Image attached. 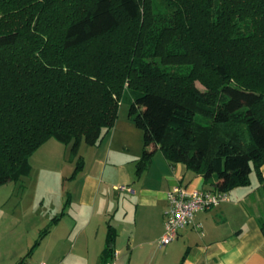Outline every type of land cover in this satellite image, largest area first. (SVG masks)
I'll return each mask as SVG.
<instances>
[{"label":"trees","instance_id":"1","mask_svg":"<svg viewBox=\"0 0 264 264\" xmlns=\"http://www.w3.org/2000/svg\"><path fill=\"white\" fill-rule=\"evenodd\" d=\"M121 100L142 130L138 171L160 150L211 189L261 179L264 0H0V185L50 137L99 144Z\"/></svg>","mask_w":264,"mask_h":264},{"label":"crops","instance_id":"2","mask_svg":"<svg viewBox=\"0 0 264 264\" xmlns=\"http://www.w3.org/2000/svg\"><path fill=\"white\" fill-rule=\"evenodd\" d=\"M115 130L81 156L66 205L38 243L28 236L35 215L20 211L22 196H7L9 207H0V264H104L113 250L116 264H264V164L261 179L250 174V183L227 191L229 200L197 211L193 225L159 247L167 192L177 185L211 187L160 150L138 171L142 144L131 146L123 135L115 141L109 135Z\"/></svg>","mask_w":264,"mask_h":264},{"label":"rangeland","instance_id":"3","mask_svg":"<svg viewBox=\"0 0 264 264\" xmlns=\"http://www.w3.org/2000/svg\"><path fill=\"white\" fill-rule=\"evenodd\" d=\"M155 8L154 6V10ZM159 11L161 14L165 13L166 8L162 7ZM148 59H153L162 69L171 73L188 74L192 70L189 63L165 64L157 56H150ZM194 83L200 89L205 87L199 80H195ZM124 87L127 90V82ZM128 109L129 104L126 100L119 101L113 124L116 130L109 135L114 136L115 141L119 140L120 135H123L131 146H137L142 144V130L129 119ZM120 129L122 130L121 134L119 133ZM91 149L93 151L94 147L91 148L83 141L78 149H73L71 143L63 144L50 137L29 155L30 171L28 175L0 185V207L5 205L9 207L10 201L7 196L12 198L22 196L19 205L22 207L20 211H31L35 215L29 226V238L39 237L52 224L53 218L63 210V201L66 205L65 195L74 186L70 182L72 174L80 163V157L87 156ZM251 178H255L254 172L251 173Z\"/></svg>","mask_w":264,"mask_h":264},{"label":"built area","instance_id":"4","mask_svg":"<svg viewBox=\"0 0 264 264\" xmlns=\"http://www.w3.org/2000/svg\"><path fill=\"white\" fill-rule=\"evenodd\" d=\"M166 198L167 208L164 211L163 232L157 241L159 247L173 241L177 237L180 227L188 224L193 225L197 211L210 209L229 200L226 191L211 188L188 189L184 185L174 186L167 192ZM117 254V251L113 250L111 257L104 264H116Z\"/></svg>","mask_w":264,"mask_h":264}]
</instances>
